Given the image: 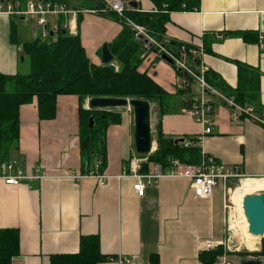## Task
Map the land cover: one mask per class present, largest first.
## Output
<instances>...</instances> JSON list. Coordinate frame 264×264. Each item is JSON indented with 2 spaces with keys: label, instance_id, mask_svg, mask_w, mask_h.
<instances>
[{
  "label": "crops",
  "instance_id": "crops-1",
  "mask_svg": "<svg viewBox=\"0 0 264 264\" xmlns=\"http://www.w3.org/2000/svg\"><path fill=\"white\" fill-rule=\"evenodd\" d=\"M0 1L20 2L24 9L29 0ZM54 1L74 6L73 34L80 35L91 61L103 64V45H110L122 31V24L107 11H85L97 9L91 1ZM123 1L146 11L156 7L153 0ZM188 1L198 7L172 11L165 40L202 49L193 67L203 64L232 88L238 85L237 62L257 68L261 78L255 105L264 108V0ZM72 15L49 14L47 18L50 24H65ZM248 33L258 39L247 40L244 34ZM39 37L47 38L35 18L26 21L13 14H0V72H28L22 47ZM143 55L144 49L140 70L176 95L175 108L164 114L158 111L163 133L182 139L200 134L203 126L182 110L191 95L200 93L198 84L193 81L187 93L178 94L176 66L158 59L155 51ZM91 98L59 95L56 115L51 119L40 118L36 99L20 108V140L12 155L24 158L26 170L41 167L51 177L19 185L0 182V228H17L20 233V252L12 264H52L54 257L77 254L86 235L99 236L103 259L98 264H106L108 255L118 253L132 256L134 264H152L154 256L159 264H205L200 255L209 251L204 247L206 242L217 244L227 238L226 186L219 184L211 197L200 198L189 178L165 175L148 185L143 196L138 195L134 177L125 172L136 151L131 111L119 108L121 121L106 132L104 169L97 167L101 157L82 155L80 108L91 109ZM214 115L217 123L199 145L201 154L239 164L249 175H263L264 127L249 118H234L231 108L219 99L215 100ZM94 169L111 177L104 184L93 176L65 177ZM214 264L222 263L216 260Z\"/></svg>",
  "mask_w": 264,
  "mask_h": 264
},
{
  "label": "trees",
  "instance_id": "trees-1",
  "mask_svg": "<svg viewBox=\"0 0 264 264\" xmlns=\"http://www.w3.org/2000/svg\"><path fill=\"white\" fill-rule=\"evenodd\" d=\"M94 3L93 8H103L100 0H88ZM156 7L153 11L139 8L130 3L123 15L115 11L112 14L123 26L119 35L109 47L116 61L117 71L109 69L108 64H96L91 61L79 34H71L61 27L57 32L46 37H39L23 44V52L29 64L28 72L14 75L0 72V171L1 164L13 158L20 140V108L23 104L37 100L41 119H51L56 115L57 98L61 94H75L81 99L86 97H123L140 98L158 101L159 112L164 114L176 107V95L167 92L147 72L141 71L143 62L142 41L136 38V30L130 21L144 26L152 37L161 42L174 53H180L185 43L165 40L166 24L170 21V13L176 10H194L198 4L188 0H153ZM92 9V8H89ZM247 40H257L256 34H244ZM162 59L161 57H157ZM188 63L198 64L199 58L189 54ZM174 65V64H173ZM175 66V65H174ZM195 66V65H194ZM238 85L232 88L217 78L215 73L206 71L207 80L226 95L237 102L255 105L260 94L261 72L254 67L237 62ZM195 68V67H194ZM178 75L188 78V88L179 90L178 94L189 91L193 79L180 68ZM190 98V97H189ZM189 98L184 105H190ZM257 106V105H256ZM258 107V106H257ZM262 108V107H259ZM90 117L94 124L90 127ZM121 121V113L116 108H80V147L83 156L97 155L101 157L100 170L105 168L106 132L110 125ZM195 139L194 136H186ZM158 148L149 154L148 163L156 162L168 166L172 159L198 163L201 160L200 147L182 145V138L166 136L157 125ZM146 155V154H141ZM264 257V237L262 238ZM223 245L201 253L205 264H214L218 256L224 254ZM20 233L17 228H0V264H12L13 257L19 254ZM103 259L100 252L98 235H86L81 238L80 251L69 256H57L52 264H98ZM152 264H159L154 256Z\"/></svg>",
  "mask_w": 264,
  "mask_h": 264
},
{
  "label": "built area",
  "instance_id": "built-area-1",
  "mask_svg": "<svg viewBox=\"0 0 264 264\" xmlns=\"http://www.w3.org/2000/svg\"><path fill=\"white\" fill-rule=\"evenodd\" d=\"M103 3V8L100 9H84L85 11H115L119 15H123L124 10L129 7V4L123 0H100ZM21 3L16 4L7 1H0V14H13L18 17H23L26 21L31 18H35L37 23L42 26L44 36L49 35L51 32H57L61 27L67 29L71 34L76 33V24L72 23L76 20L75 11L71 9L68 4L54 1V0H29L26 7L23 9L20 7ZM73 14L68 21L63 24L62 22H56L50 24L47 15H66ZM131 25L136 30V38L143 43L144 55L150 51H155L157 56L163 55L169 56L173 61L176 68H180L187 75H189L200 87V93L191 95L189 98L190 105H184L182 110L191 115L198 123L203 126V130L195 139L190 137L183 138L181 143L185 147H190L194 144L200 145L204 136L212 133L217 121L214 115L215 100L219 99L222 103H225L232 110L234 118H249L261 126L264 127V108H259L253 104H241L237 102L233 97L226 95L220 89L212 85L206 78V67L201 64L199 68H194L188 63L187 58L189 54L193 57L199 56L202 49L191 47L187 44H182L180 47V53H174L164 46L161 42L157 41L150 35L144 26L137 25L131 22ZM263 37H261V41ZM188 88V78L178 75L175 81V91L186 90ZM127 110L132 111L133 107L128 105L125 107ZM152 153V152H151ZM149 153V154H151ZM141 155L134 151L129 159V166L125 172L127 175L134 177L135 183L133 185L135 192L143 196L146 187L151 184L157 183L163 176L169 175L173 177H184L191 180V188L194 194L200 198H209L213 195L215 188L219 184L226 186V194L224 198V206L228 212L227 218V238L221 243H214L207 241L204 245L205 249L213 250L220 245L234 243L231 239L234 237V229L231 227V222L237 219L236 209L234 203L231 200V191L233 190V184L242 182L251 178H262L261 176H252L244 172L239 164H227L217 161L214 157L209 156L203 152L201 154V160L198 163L184 162L178 158L172 159L168 166H163L160 163L150 162L148 163V169L144 170V164L148 162V156ZM99 165L97 167L99 168ZM73 177L76 179L84 176H93L99 178L102 184L111 177V175L104 172L100 173L98 169L90 170L87 173H74L65 177ZM122 175H118L120 178ZM51 177L41 167L34 168L33 171L26 170L24 166L23 157H13L11 160L5 161L1 164L0 182L11 185H19L24 181L36 180ZM222 264H235L233 260L229 258L226 253L221 254L217 258ZM106 264H134L132 256L124 253L111 254L105 258Z\"/></svg>",
  "mask_w": 264,
  "mask_h": 264
},
{
  "label": "water",
  "instance_id": "water-1",
  "mask_svg": "<svg viewBox=\"0 0 264 264\" xmlns=\"http://www.w3.org/2000/svg\"><path fill=\"white\" fill-rule=\"evenodd\" d=\"M53 34V32H51ZM162 58L170 64L174 61L167 55ZM23 59V58H22ZM103 64H108L112 71H117L114 55L107 43L103 45ZM131 105L134 112V139L135 150L139 154H149L154 151L157 140L154 139L151 122V103L147 99L123 98V97H92L91 108H122ZM94 124L90 117V127ZM243 209L249 224V232L264 237V193H249L243 197ZM241 264H264L262 260L245 259Z\"/></svg>",
  "mask_w": 264,
  "mask_h": 264
},
{
  "label": "rangeland",
  "instance_id": "rangeland-1",
  "mask_svg": "<svg viewBox=\"0 0 264 264\" xmlns=\"http://www.w3.org/2000/svg\"><path fill=\"white\" fill-rule=\"evenodd\" d=\"M71 9H73L74 6H72L70 4L69 6ZM151 116H152V129H153V133L155 135V137L157 136V125L159 123V104L158 101H151ZM116 110L122 111V109L116 108ZM124 110V109H123ZM131 117L133 119L134 122V112L133 110L131 111ZM134 125V124H133ZM153 135V136H154ZM157 145H155V149L156 150ZM246 181H242V182H237L234 183L232 181V183L229 184H233V190H235L236 187H238V185H242L244 184ZM246 194L252 193H264V189H258V188H246ZM235 209H236V213H237V217H239L240 219V206L238 204L234 205ZM241 224L243 225V227H241L242 229V233L244 232V234H241V232L238 231L239 229V225H237L236 227V232H234V237L231 239V241L233 240L234 243L232 244H228V247H223V250H227V253H230V255L233 257V259L237 260L236 262L234 261L235 264H241V262L245 259H258V260H262L264 262V257L262 255H260V252L262 251V237H257L256 235L252 234L249 232V225L244 226L245 224L241 222ZM239 232V234H238ZM243 236H246V240L243 242ZM246 241H249L250 243H246ZM232 260V259H231Z\"/></svg>",
  "mask_w": 264,
  "mask_h": 264
},
{
  "label": "bare ground",
  "instance_id": "bare-ground-1",
  "mask_svg": "<svg viewBox=\"0 0 264 264\" xmlns=\"http://www.w3.org/2000/svg\"><path fill=\"white\" fill-rule=\"evenodd\" d=\"M244 181H246L244 184L238 185V187H236L235 190L231 191V200L233 201L234 204H238L240 206V215H241L240 216L241 220H239V217H237V219L232 220L231 227L234 229V232H236V227L237 225H239L238 231L241 232V234H244V232L242 233L241 227H243V225L241 224V222L245 224L244 226L249 225L243 209V197L246 194L245 190L246 188H258V189L264 188V179L262 178H251V179H246ZM257 237H261V236H257ZM245 238L246 236H243L242 239L243 242L246 240ZM246 243L248 244L250 242L246 241Z\"/></svg>",
  "mask_w": 264,
  "mask_h": 264
}]
</instances>
